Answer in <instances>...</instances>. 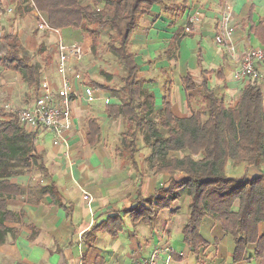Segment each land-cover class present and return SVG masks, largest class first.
I'll list each match as a JSON object with an SVG mask.
<instances>
[{
  "label": "trees",
  "instance_id": "16d2710c",
  "mask_svg": "<svg viewBox=\"0 0 264 264\" xmlns=\"http://www.w3.org/2000/svg\"><path fill=\"white\" fill-rule=\"evenodd\" d=\"M21 1L26 3L30 0ZM33 2L54 28H82L93 37V41L102 29L112 32L109 48L124 69L122 85L115 87L95 82L93 85L108 91L120 101V104L115 103L107 108L110 117L121 118L126 124L118 151L135 164L138 139L142 135L145 144L151 149L146 159L150 171L167 172L172 177L167 186H161L145 200L148 206L129 210L133 219L151 223L162 209L170 208L173 201L187 195L188 222L183 226L182 233L185 243L195 254L208 244L200 228L203 219L210 217L233 236L235 262L245 259L249 245H255L253 257L264 258V171L260 170L264 165L262 87L257 84L245 86L238 102L229 106L225 98L209 84V75L219 74L220 71L203 68V47L199 42L198 67L201 76L196 77L187 71L182 78L187 100L194 101L196 107L188 116H176L171 103L164 97L163 106L158 111L159 118H156V96L153 90L146 87L147 80L141 75V65L132 50V40L140 27L141 18L151 16L154 5L164 3V0ZM187 7L188 0H183L182 4L176 5L175 10L172 7L166 9L176 11L177 17H180ZM253 9L251 5L242 20V26L264 44V22L255 24L252 21ZM0 13L8 15L1 6ZM1 29L0 25V32ZM186 36L194 34L179 28L165 53L173 51ZM1 41L7 45L0 57L1 66L19 73L35 97L42 76L39 67L32 62L18 34L6 32L0 35ZM162 129H166V132ZM100 133L98 119H90L87 136L91 144L95 143ZM33 137L34 134L19 124L15 114L0 108V230L7 229L3 225L4 221L15 219V214L6 210L7 199L22 193L18 184L6 178L7 171L15 165L16 160L24 163L28 156H34ZM231 162L244 164L242 174L229 172ZM252 169H258L259 173H253ZM179 172L183 173L180 179L176 178ZM54 191L53 184L42 188L44 194ZM111 221L115 224L110 231L116 236L122 229V219L112 216ZM99 227L94 224L89 232Z\"/></svg>",
  "mask_w": 264,
  "mask_h": 264
},
{
  "label": "crops",
  "instance_id": "0c3cea01",
  "mask_svg": "<svg viewBox=\"0 0 264 264\" xmlns=\"http://www.w3.org/2000/svg\"><path fill=\"white\" fill-rule=\"evenodd\" d=\"M182 3L183 0H164V3L155 4L153 14L141 18L132 43L139 39L145 43H142V51L148 52L154 47L153 42H158L172 31L164 46L166 51L175 32L185 28L192 11L201 8L204 16L194 36L184 37L173 50L178 48L176 60L184 68L180 84L183 86L182 78L187 71L196 77L201 76L200 68L195 69L193 62V51H196L198 66L200 42L204 55L203 68L220 71L219 74L209 75L210 86L227 103L236 104L247 83L234 80L233 71L237 63L215 41L223 0H188V7L180 17H177L176 11L166 9L172 7L175 10L176 5ZM251 5L254 6L252 21L255 24L264 22V0L234 1V38L240 50L251 46L264 48V44L242 26ZM165 51L164 54L168 56L172 52L167 54ZM189 53L190 57L187 56ZM72 66L80 69L78 62ZM260 70V86L264 92V64L260 65ZM8 71L17 77L20 75ZM49 77L55 86L59 85L56 68ZM99 89L102 96L110 95ZM154 93L157 102L158 95ZM110 96V105L120 104L117 98ZM174 97L181 99L178 89ZM185 98L187 100V93ZM166 100L172 102L169 98ZM110 105H106L103 98L92 104H74V112L79 120L70 133V159L65 156L63 146L53 144L50 132L41 131L33 137L32 158L39 161L37 170L22 166L18 159L7 171L6 178L18 184L22 193L7 199L6 210L13 212L15 219L4 221L7 229L0 230V264H130L134 260L150 257L155 249L165 246L173 249L170 253L171 264H264V258L253 257L255 245H249L244 260L235 262L233 236L210 217L203 219L200 228L208 244L195 254L183 239L182 228L188 222V208L181 202L182 199H176L170 208L162 209L151 223L133 219L129 210L148 206L145 200L161 186H167L172 177L167 172L144 171L137 155L135 164L128 156L124 162L118 151L117 133L108 131L109 118L121 119L109 116L107 108ZM171 105L175 114L174 103ZM104 117L107 118L102 124L101 118ZM90 119H98L101 126L100 136L94 144L87 136ZM182 176L183 173L179 172L176 178ZM51 184L55 186V191L42 193V188ZM83 191L92 195L91 203L84 198ZM112 216L122 219V229L116 236L110 231L115 224L111 221ZM94 224L100 227L89 232ZM165 263L166 254L162 253L158 264Z\"/></svg>",
  "mask_w": 264,
  "mask_h": 264
},
{
  "label": "rangeland",
  "instance_id": "374dc122",
  "mask_svg": "<svg viewBox=\"0 0 264 264\" xmlns=\"http://www.w3.org/2000/svg\"><path fill=\"white\" fill-rule=\"evenodd\" d=\"M0 3H2L0 6L3 10H5L6 7H14L13 14L11 15L0 13V25L2 27L0 35L6 32L16 34L20 32L21 43L29 51L32 62L39 67L42 73L52 75L56 68L57 59V44L55 39L47 33L40 32L35 28V22L29 16L24 15V3L23 6L15 3L14 0H0ZM172 15L174 16V13ZM143 24L147 25L146 22H143ZM166 26L168 27V25ZM171 32L164 35V38H161L158 42H153L155 45L148 52L142 51L141 46L143 42L139 41V39H135V42L132 43V50L135 51L136 59L141 65V75L147 80L146 87L153 90L158 95L156 102V118H159L158 111H160L163 106L164 97L165 99L169 98V100L172 101L171 103H174V112L178 116H188L191 114L192 109L196 107L194 101L187 102L185 98L186 92L180 84L184 68L180 66L176 60L178 48L174 52L172 51L169 56L164 54V46L170 39ZM62 33L68 39V42L83 43L87 48V54L78 63L79 70L84 73L86 80L90 82L89 84L93 85L95 82L115 87L122 85L121 77L124 73V69L116 54L109 48V38L112 33L110 30H100V35H98L94 41L93 37L82 28H66L62 30ZM140 39L142 40V37H140ZM143 45H145V43H143ZM5 48H7L6 43L1 41L0 57L4 53ZM43 49L44 51L42 52ZM184 49L186 51V48ZM193 52L194 66L195 69H198L195 58L196 51ZM190 53L187 56L190 57ZM15 75L16 74L7 69H4L0 64V108H3L6 112H9L5 108L6 104H12L15 108L20 109L34 100L31 89L23 82L20 75H18V77ZM177 89L181 93V99L179 100L177 97H174ZM105 92L109 93L108 91ZM227 104L229 106L234 105L233 103ZM106 118L107 117L101 118V123H104ZM108 124H110L108 131L111 130L117 133L120 146L121 135L126 129L124 120H112L109 118ZM162 130L166 132V129ZM49 144H51V142H49ZM138 146L139 150L136 155L139 158V162L142 164L144 171L152 173L146 161L147 157L151 154V149L145 144L142 135H139ZM119 154L123 157L124 162H126V155L120 152ZM175 154L179 156L182 155L180 152H176ZM38 165L39 161L34 157L32 158V155L28 156L27 161L22 163V166L31 167L34 170H37ZM243 165L244 164L237 165L231 162L228 170L231 174L240 175L242 174ZM260 170L264 171V165ZM252 172L259 173V170L252 169ZM188 201V196L184 195L181 200L184 206L186 205L188 207Z\"/></svg>",
  "mask_w": 264,
  "mask_h": 264
},
{
  "label": "built area",
  "instance_id": "2783aa9c",
  "mask_svg": "<svg viewBox=\"0 0 264 264\" xmlns=\"http://www.w3.org/2000/svg\"><path fill=\"white\" fill-rule=\"evenodd\" d=\"M23 6L21 0H14ZM234 1L223 0L220 9L219 22L215 34L217 44L225 48L229 58L237 63L233 71V78L238 82L260 85L262 73L260 65L264 64V48L251 46L240 50L234 38ZM2 4V3H1ZM28 6V8H26ZM25 14L36 25V29L53 37L57 44L56 72L59 76V85L55 86L53 80L46 73H42L37 96L30 105L24 108H15L6 104L7 111L17 117L19 124L32 134L47 131L52 134L54 145L63 146L65 156L71 158L70 133L75 128L79 116L74 112L75 103L92 104L103 98L106 105H110L112 97L101 95L99 88L89 84L84 73L72 66L81 61L87 54L83 43L68 42L62 30L50 25L47 16L40 11L33 0L24 3ZM6 14H13L14 7H6ZM204 12L195 8L189 15L185 31L194 33L200 26ZM16 34V33H15ZM84 198L91 203L92 195L83 191ZM173 249L169 246L155 249L148 258L137 259L130 264H158L162 253L166 254V263L171 264L170 253Z\"/></svg>",
  "mask_w": 264,
  "mask_h": 264
}]
</instances>
